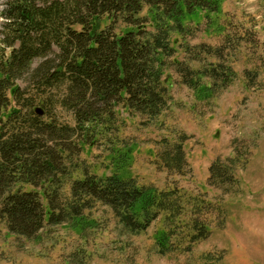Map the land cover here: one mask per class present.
<instances>
[{"label":"trees","instance_id":"16d2710c","mask_svg":"<svg viewBox=\"0 0 264 264\" xmlns=\"http://www.w3.org/2000/svg\"><path fill=\"white\" fill-rule=\"evenodd\" d=\"M219 9V0H7L0 29V217L10 233L36 239L47 225L82 220L99 202L132 235L163 216L165 227L155 235L161 254L191 251L209 238L208 215L220 203L181 188L140 186L117 173L87 170L72 181L68 196L64 184L120 106L150 122L167 110L162 68L164 56L175 52L173 35L187 33L188 16ZM198 54L215 61L198 70L179 62L177 71L204 100L226 90L237 73L221 47L201 46L195 59ZM187 138L166 142L162 159L169 171L186 174ZM243 160L238 151L216 160L209 184L225 194L234 190ZM204 259L221 264L223 257L207 253Z\"/></svg>","mask_w":264,"mask_h":264},{"label":"rangeland","instance_id":"374dc122","mask_svg":"<svg viewBox=\"0 0 264 264\" xmlns=\"http://www.w3.org/2000/svg\"><path fill=\"white\" fill-rule=\"evenodd\" d=\"M219 2L217 13L196 12L185 20L187 33L173 35L175 52L164 56L162 68L167 110L150 122L120 106L115 120L98 129L96 144L84 148L78 170L73 167L64 184L68 196L72 181L87 170L104 177L117 173L140 186L181 188L220 203L208 215L209 238L191 251L161 254L155 235L165 227L163 216L145 233L132 235L108 207L94 202L82 220L47 225L36 239L10 233L0 217V264H205L207 253L221 255V264H264V0ZM6 3L0 0V29ZM201 46L223 48L237 73L226 90L204 100L177 71L179 62L198 70L215 61L206 54L194 58ZM57 114L74 125L69 114ZM181 135L188 137L185 175L169 171L162 159L166 142ZM237 151L245 159L235 172L239 184L225 194L209 184V169Z\"/></svg>","mask_w":264,"mask_h":264},{"label":"water","instance_id":"95a60500","mask_svg":"<svg viewBox=\"0 0 264 264\" xmlns=\"http://www.w3.org/2000/svg\"><path fill=\"white\" fill-rule=\"evenodd\" d=\"M38 114L43 115V112L41 109H37Z\"/></svg>","mask_w":264,"mask_h":264}]
</instances>
